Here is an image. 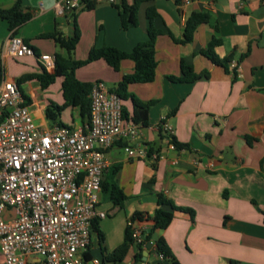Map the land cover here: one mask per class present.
Wrapping results in <instances>:
<instances>
[{
    "label": "crops",
    "instance_id": "obj_1",
    "mask_svg": "<svg viewBox=\"0 0 264 264\" xmlns=\"http://www.w3.org/2000/svg\"><path fill=\"white\" fill-rule=\"evenodd\" d=\"M15 2L0 0V9H10ZM20 2L31 19L15 35L35 50V57L8 56L6 41L11 32L7 21L0 19V72L15 82L23 75L42 72L37 55L65 57L63 49L41 35L57 31L70 37L75 24L79 39L72 57L78 61L86 59L92 48L103 46L130 52L147 38L145 11L152 7L157 12L153 20L160 32L154 46L155 78L126 89L142 103L154 102L147 112V126L124 120L136 126V136L118 140L105 150L108 164L102 181L117 186L127 199L116 205L100 189L95 209L105 216L92 222L106 252H111L123 242L128 223L137 219L134 216L151 220L159 195L190 210L192 216L176 212L164 230H155L140 246L132 244L116 264H164L156 252L158 238L178 264H264V0H183L180 7L172 0H153L140 5L137 26L127 30L121 28L115 8L119 0L114 4L96 1L90 9L83 5L65 14L56 12L58 0ZM193 12H206L209 21L197 28L190 43L180 44L185 21ZM212 38L221 40L215 52L228 61L227 71L202 55ZM181 62L208 76L180 82ZM231 63L237 68H231ZM133 67L126 59L114 71L98 60L76 69L75 77L90 84L103 82L114 91ZM19 90L41 132L56 127L78 129L87 122L76 107L64 108L55 121L46 118L49 104H63L61 86V101L56 102L43 97L35 80L20 84ZM121 102L130 117L131 101ZM163 122L170 127L171 137L186 147H174L159 129ZM125 147L156 154L158 160L130 158ZM92 234L88 256L103 264L99 238ZM25 264L43 261L28 257Z\"/></svg>",
    "mask_w": 264,
    "mask_h": 264
},
{
    "label": "built area",
    "instance_id": "obj_2",
    "mask_svg": "<svg viewBox=\"0 0 264 264\" xmlns=\"http://www.w3.org/2000/svg\"><path fill=\"white\" fill-rule=\"evenodd\" d=\"M82 6V0H58L56 12L65 14ZM6 52L16 59L35 57L33 49L12 33ZM36 59L44 71L54 72L53 55L40 54ZM230 67L237 68L235 63ZM159 129L171 137L165 122ZM136 134V126L122 117L121 99L103 82L92 84L83 127L41 132L16 82L1 76L0 255L4 264H25L28 257H38L43 264H99L89 258L88 250L91 223L105 216L95 209L108 164L105 150ZM124 151L130 158L158 160L156 154L143 150L125 147ZM127 226L133 245L140 246L152 221L134 219Z\"/></svg>",
    "mask_w": 264,
    "mask_h": 264
},
{
    "label": "trees",
    "instance_id": "obj_3",
    "mask_svg": "<svg viewBox=\"0 0 264 264\" xmlns=\"http://www.w3.org/2000/svg\"><path fill=\"white\" fill-rule=\"evenodd\" d=\"M153 0H132L131 4H128L126 0H119V3L115 5L118 11V17L120 25L123 30H127L132 27H136L138 24L137 13L141 4L148 3ZM176 6L180 7L183 0H172ZM84 8L90 9L94 5L92 0H82ZM157 17V12L154 8H148L145 11L146 19V35L147 38L144 42L137 44L130 52H123L118 49L103 46L100 48H92L86 59L74 60L72 57L73 51L79 39V31L74 24V31L70 37H64L59 32L41 35V39L52 40L59 48L66 52V56L54 55V72L52 74L47 73L42 69V72L37 75H23L16 80V85H19L35 80L41 89L47 88L54 83L57 77L62 78L61 82V94L63 104L60 106L49 104L44 114L50 121H55L58 113L66 107H76L79 110V114L82 119H87L89 114V93L92 84L80 82L75 77V70L81 68L94 61L103 60L110 68L117 71L122 60H131L134 64L133 72L128 75H124L117 85V88L113 91L121 101L130 100L132 103V113L128 117V113L125 109H122V117L124 120H129L133 124H141L147 126V112L153 105V101L142 103L134 98L133 95L126 92L127 86L130 84H145L150 83L155 78V71L157 62L155 59L154 46L157 37L160 32L153 26V20ZM0 19L6 20L8 23V30L15 34L16 30L28 22L31 19V14L24 10L20 0H16L12 8L4 10L0 9ZM209 21V15L206 12L198 13L193 12L185 21L183 28V36L179 41L180 44H188L192 41L194 33L201 24H206ZM221 44V40L218 38H212L207 44L206 48L202 51V55L207 58L212 64L227 69L228 61L219 59L216 55L215 49ZM32 48V47H31ZM33 49V48H32ZM34 54L35 50L33 49ZM181 78L180 82H194L202 77H207V72L195 73L190 65L180 63ZM1 78V72H0ZM173 113V112H172ZM176 149H182L186 146L178 144L175 139L170 137L169 140ZM100 189L108 195V199L116 205H121L127 198L114 184H106L101 180ZM184 213L192 216V213L188 209L176 207L172 202L166 200L161 195L158 196L157 207L151 218L152 226L147 236H150L155 230H164L172 221L174 214ZM134 218L142 219L139 215ZM92 233H95L99 238L100 247L102 252V263H120L126 256L130 246L133 244L131 232L126 227L123 242L111 252H106L103 247L102 235L97 229V224L92 222ZM155 247L157 254L161 257L164 264H178L175 258L171 255L165 241L162 238H158L155 241Z\"/></svg>",
    "mask_w": 264,
    "mask_h": 264
},
{
    "label": "rangeland",
    "instance_id": "obj_4",
    "mask_svg": "<svg viewBox=\"0 0 264 264\" xmlns=\"http://www.w3.org/2000/svg\"><path fill=\"white\" fill-rule=\"evenodd\" d=\"M60 51L65 55L66 52L64 50H60ZM61 82H62V78L57 77L54 83L49 85L47 88L42 89L41 92L43 94V97L48 100H53L54 102L61 101V96H60ZM9 212L11 213L12 211ZM0 260H3L1 255H0Z\"/></svg>",
    "mask_w": 264,
    "mask_h": 264
}]
</instances>
